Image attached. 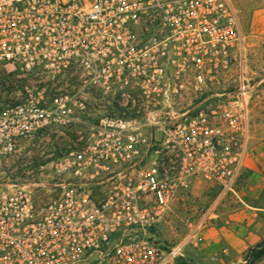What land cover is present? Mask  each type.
Instances as JSON below:
<instances>
[{"label":"built area","instance_id":"built-area-1","mask_svg":"<svg viewBox=\"0 0 264 264\" xmlns=\"http://www.w3.org/2000/svg\"><path fill=\"white\" fill-rule=\"evenodd\" d=\"M259 101L232 0H0V264H175L238 199Z\"/></svg>","mask_w":264,"mask_h":264},{"label":"rangeland","instance_id":"rangeland-1","mask_svg":"<svg viewBox=\"0 0 264 264\" xmlns=\"http://www.w3.org/2000/svg\"><path fill=\"white\" fill-rule=\"evenodd\" d=\"M238 11L242 32L245 36V49L248 65L253 77L262 80L264 85V0H232ZM250 124L264 128V102L259 101L251 111ZM213 190L204 182H196L185 196L180 197L171 206L165 222L156 234L164 243H176L186 233V222L197 217L200 210L212 199ZM237 199L232 197L223 201L216 209L217 217L209 227L219 222V215L225 209L235 206ZM238 202V201H236ZM208 228V227H205ZM203 228V229H205ZM200 235L194 245H184L175 264H248L250 258L246 251L235 252L218 247L211 254L199 246ZM200 252H203L201 255ZM250 264H264V256Z\"/></svg>","mask_w":264,"mask_h":264},{"label":"crops","instance_id":"crops-1","mask_svg":"<svg viewBox=\"0 0 264 264\" xmlns=\"http://www.w3.org/2000/svg\"><path fill=\"white\" fill-rule=\"evenodd\" d=\"M236 201L220 213L217 224L201 230L199 246L207 254L218 247L240 253L264 240V128L250 125L249 153Z\"/></svg>","mask_w":264,"mask_h":264},{"label":"trees","instance_id":"trees-1","mask_svg":"<svg viewBox=\"0 0 264 264\" xmlns=\"http://www.w3.org/2000/svg\"><path fill=\"white\" fill-rule=\"evenodd\" d=\"M247 257L250 258V264L251 262L255 260H259L264 256V240L256 243L255 245L249 247L246 251Z\"/></svg>","mask_w":264,"mask_h":264}]
</instances>
